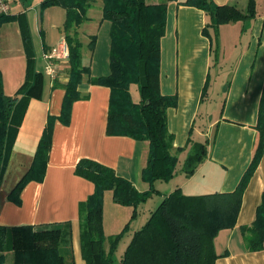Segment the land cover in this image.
Instances as JSON below:
<instances>
[{"label":"crops","instance_id":"1","mask_svg":"<svg viewBox=\"0 0 264 264\" xmlns=\"http://www.w3.org/2000/svg\"><path fill=\"white\" fill-rule=\"evenodd\" d=\"M15 1L22 5L11 3L8 13L25 14L34 67L42 73L41 52L43 56L64 40L65 16L56 22L57 34H43L39 30V12L36 15L39 0ZM182 1L167 3L165 31L160 39L159 88L162 94L176 97V105L166 111L167 128L173 136V149L183 150L171 179L154 183L158 192L152 196L159 199L175 189L185 195L233 192L251 163L259 138L256 124L264 88V0H255L253 18L221 24L216 30L208 27L207 34L203 33L208 21L204 11L181 4ZM213 1L236 3L241 8L247 2ZM16 8L18 12H12ZM92 10L97 11L94 22L100 24L101 3L88 12ZM88 12L79 32L82 25L92 21ZM87 44L82 47V64L89 71L82 74L77 85L81 98L71 104L69 123L58 119L64 96L62 85L70 76L67 58H59L55 61L54 80L46 70L42 73L40 97H33L28 103L0 184V225L42 227L69 222L74 264H85L79 242V205L94 190L91 181L74 173L78 160L98 161L127 178L137 190L149 189L141 177L148 141L105 132L110 90L93 84L92 79L108 73L109 52L97 63L93 60L95 43L92 49ZM43 60L46 66L44 56ZM25 69L19 25L17 21L5 22L0 26V73L6 94L15 93L24 80ZM132 89L131 85V97L136 101L138 91L136 96ZM49 115L55 118L43 178L28 181L19 194V203H15L8 194L30 167ZM189 138L205 142L207 156L186 176L182 165L190 147ZM263 191L264 142L261 157L242 193L235 225L220 230L213 239L217 255L214 264H264V249L247 251L240 230L253 221ZM131 213L132 207L113 202L111 190L104 191L102 225L106 236L120 232L131 222Z\"/></svg>","mask_w":264,"mask_h":264},{"label":"trees","instance_id":"2","mask_svg":"<svg viewBox=\"0 0 264 264\" xmlns=\"http://www.w3.org/2000/svg\"><path fill=\"white\" fill-rule=\"evenodd\" d=\"M173 0H42L40 7L59 5L65 10L63 39L68 46L69 79L62 85L64 96L58 119L68 124L71 104L81 98L77 85L89 67L82 64L83 43L78 28L88 19L89 8L101 3V19L110 23L109 71L92 79L93 84L110 90L107 135H124L148 141V155L142 169V180L149 189L139 191L127 178L107 165L89 158H80L74 173L91 181L93 192L79 205V242L85 264H214L217 255L213 239L217 233L235 225L242 193L261 157L264 142V88L259 105L258 143L251 163L236 189L231 193L185 195L175 189L149 210L144 223L130 231L129 240L117 258L115 251L129 222L116 234L105 235L102 225L103 193L112 191L113 202L132 207L131 219L138 207L157 193L156 181H168L174 175L178 154L173 149V136L168 131L166 111L176 105L174 95H164L159 88L160 39L164 35L167 3ZM208 17V27L216 30L221 24L249 20L255 15V0H247L244 8L236 3L217 4L213 0H184ZM17 21L26 56L25 77L14 94L3 90L0 73V184L15 143L28 103L40 97L42 73L34 67V51L24 13H0V26ZM95 35L89 36L92 49ZM56 85V83H55ZM135 85L138 99L132 100L130 87ZM49 115L38 141L32 163L10 190L8 198L19 203V194L30 180L41 181L50 147L52 124ZM190 144L182 170L190 176L207 156L205 142L188 139ZM245 249H264V191L249 225L240 227ZM13 255V264H74L70 223L34 227L32 225H0V264L6 253Z\"/></svg>","mask_w":264,"mask_h":264},{"label":"rangeland","instance_id":"3","mask_svg":"<svg viewBox=\"0 0 264 264\" xmlns=\"http://www.w3.org/2000/svg\"><path fill=\"white\" fill-rule=\"evenodd\" d=\"M40 1L41 0H39V8H37V11H36V15H38V12H39V30L42 31L43 34H49L52 32L54 34H57L58 30L56 28V22H60L62 18L64 19V16H65L64 9L59 5H50L45 8H41ZM149 1H153V0H149ZM11 3L13 4L18 3L20 6L22 5L21 3L15 0H11V2H9V5ZM23 9L24 7L22 8V10ZM11 10H14L12 12H18L17 8L11 9ZM88 13L92 21L89 22L88 24L82 25L80 28L81 31L79 32L78 30V32H79V37L80 39H82V43L84 45H86L89 41V33H92L95 35V40H96L95 48H94L95 56L93 60H97V63H98L100 59L103 58V54L105 55V52L107 53V56H108V52L110 48V35H109L110 26H109V22L105 19H101L100 24L103 23L101 24V26L100 24H97L98 22H94L96 21V17L94 15V14H97L96 10L89 11ZM40 44H41V37L39 35V46ZM39 67L41 68L40 70L42 71V73L43 72L45 73V63L43 60L42 52L39 57ZM132 88H133L132 91H135V95L137 96L136 86L132 85ZM150 199L146 202V204L142 203L143 205H140V207H138L135 217L132 218L131 222L129 223V229L127 230V232H125V234L123 235V237L121 238V240L119 241L117 245V249L115 251L116 257L118 254H120L123 251L124 247L126 246L130 231H132L133 229L139 228L144 223L145 217H146L145 216L146 210L154 208L160 200L159 198H157V196H152V198ZM4 264H13V255L11 252L6 253V259H5Z\"/></svg>","mask_w":264,"mask_h":264},{"label":"built area","instance_id":"4","mask_svg":"<svg viewBox=\"0 0 264 264\" xmlns=\"http://www.w3.org/2000/svg\"><path fill=\"white\" fill-rule=\"evenodd\" d=\"M9 12V3L8 0H0V13ZM44 59L46 61L45 70L51 78L54 80L56 78V65L55 61L59 58H67L68 56V46L63 40L60 45L50 48L48 51H45Z\"/></svg>","mask_w":264,"mask_h":264}]
</instances>
